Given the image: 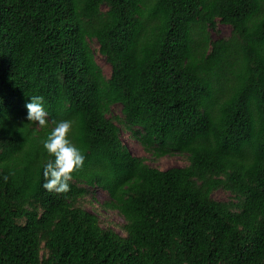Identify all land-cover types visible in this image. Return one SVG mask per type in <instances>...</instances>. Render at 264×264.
<instances>
[{"label": "trees", "instance_id": "obj_1", "mask_svg": "<svg viewBox=\"0 0 264 264\" xmlns=\"http://www.w3.org/2000/svg\"><path fill=\"white\" fill-rule=\"evenodd\" d=\"M0 101V264H264V0H0ZM113 105L144 151L188 163L131 154ZM61 120L85 156L64 194L42 186ZM94 188L123 234L80 204Z\"/></svg>", "mask_w": 264, "mask_h": 264}, {"label": "clouds", "instance_id": "obj_2", "mask_svg": "<svg viewBox=\"0 0 264 264\" xmlns=\"http://www.w3.org/2000/svg\"><path fill=\"white\" fill-rule=\"evenodd\" d=\"M2 104V101H0ZM26 119L39 127L48 125V112L44 108L43 96H32L26 104ZM55 124L51 134L43 141V148L54 160L48 161L43 169V188L58 194L70 191L69 182L74 173L84 164L85 156L82 151L69 139L73 122L71 120L53 121ZM7 180V177L4 178Z\"/></svg>", "mask_w": 264, "mask_h": 264}, {"label": "rangeland", "instance_id": "obj_3", "mask_svg": "<svg viewBox=\"0 0 264 264\" xmlns=\"http://www.w3.org/2000/svg\"><path fill=\"white\" fill-rule=\"evenodd\" d=\"M103 9H105V7H103ZM217 30L218 32L211 31V36L213 38L229 36L231 28L226 24L218 22ZM90 46L93 50L96 63L100 67L103 75L108 78L111 73L110 65L106 62L104 56L99 53L98 44L95 40L91 41ZM110 112L111 113L109 114V116H111V118L115 120V123L120 126L116 120L122 118L121 106L113 105ZM120 128V139L123 144H125L131 154H133L134 156L144 157L146 159V163L150 166L157 167L161 170H166L171 167L184 166L188 163L187 159L185 158V154L175 153L171 156L168 155L161 158H154L150 153L144 151L141 145L131 137L130 133L123 129V126H120ZM212 196L216 200L225 201L228 199L229 193L218 190L214 192ZM108 199L109 197L106 192L94 188L91 189L88 195L80 201V204H82L85 209L96 213L99 216L101 225L103 227L111 228L119 234H123L122 225L124 224V220L122 219V217L117 213V211L107 209L103 205V203L108 201Z\"/></svg>", "mask_w": 264, "mask_h": 264}]
</instances>
